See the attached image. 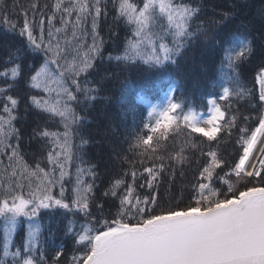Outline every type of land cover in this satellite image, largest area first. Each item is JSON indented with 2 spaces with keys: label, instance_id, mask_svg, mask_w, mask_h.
<instances>
[{
  "label": "snow or ice",
  "instance_id": "6c2138e0",
  "mask_svg": "<svg viewBox=\"0 0 264 264\" xmlns=\"http://www.w3.org/2000/svg\"><path fill=\"white\" fill-rule=\"evenodd\" d=\"M107 3L108 0H55L52 10L47 12L38 8L37 0H33L24 10V23L18 34L26 35L27 48L9 53L0 70V78L6 85L0 87V97L5 100L0 110V169L7 176V180L0 176V222L3 224L0 264H49L41 238L45 217L47 223L44 226L50 236L62 232L65 237L71 236L75 245L81 246L73 250L70 260L61 261L64 253L61 245L51 264H264V147L259 149V157L249 159L258 141L264 145V139H261L264 138V114L250 135L248 128H240L238 143L243 151L238 162L230 163L219 158L215 151L208 152L211 161L203 167L200 179L193 186L194 204L179 210L156 211L158 182L154 181L164 169L163 162L159 169L145 167L148 177L142 173L137 177L132 171L133 185H126L123 178L110 183L102 197L119 199L115 216L106 211L105 200H98L94 195L99 175L96 166L85 161L82 151L73 153L71 125L80 123L81 118L73 116L69 102H78L75 93L81 92L86 102L97 98L91 94L96 90L87 87V74L95 69L97 59H103V41L98 28L102 14L107 16ZM197 12L196 7L179 0H144L139 9L129 0H120L118 18H124L134 26V38L128 39L121 55H109L107 59L131 63L143 60L144 64L153 67L166 62L174 64V58L195 35L190 27ZM161 19L166 25L160 23ZM0 24L8 31L17 30L16 22L4 11H0ZM36 29L39 35L34 34ZM168 36L172 37L171 46L166 42ZM219 43L230 69L252 53L250 39L236 33L226 34ZM28 53H42L43 59L31 56L37 66L25 64ZM22 75H26L28 86L37 92L30 96L34 108L53 113L64 123L63 133H41L44 138H52L47 169L39 163L34 171L29 169L19 152L20 137L14 127L17 119L14 113L19 101L8 93ZM82 75L83 84L79 79ZM257 79L261 85L259 99L264 102V68ZM232 83L236 95L246 94L237 77H232ZM172 90L169 86L168 91ZM229 92V87L223 88L225 98ZM53 94L54 101L51 99ZM145 101L138 86L123 85L118 104L126 123L135 124V117ZM209 103L216 110V115L207 121L212 124L223 113L216 101ZM178 108L180 104L172 99L163 110L152 106L147 115L156 117V127L151 130L155 132L161 126L160 118L170 122L169 113ZM129 116L133 117L131 121L127 119ZM183 119L191 121L193 131L203 133L210 140L219 131L217 127L208 131L197 127L200 121L191 111ZM143 127L147 129L149 124L145 123ZM12 138L17 143H11ZM151 140L148 136L143 143L148 144ZM82 143L87 141L82 140ZM5 156L7 165L2 159ZM221 164L229 172L224 176L216 174L213 179L214 170ZM71 168L74 171H70ZM232 174L249 183V178L255 180L258 177L259 180L251 186L245 184L243 190L234 189ZM32 178H37L38 182L34 183ZM138 179H145L146 184H138ZM217 180L227 184L226 190L215 187ZM68 183L72 185L70 191L66 188ZM122 186L124 193L119 194L117 189ZM134 186L150 191L143 196L134 195ZM53 189L59 190L58 195L53 194ZM81 216L83 222L79 219ZM65 220L66 224L63 223ZM21 226L25 227L26 233L22 243L15 240Z\"/></svg>",
  "mask_w": 264,
  "mask_h": 264
},
{
  "label": "trees",
  "instance_id": "16d2710c",
  "mask_svg": "<svg viewBox=\"0 0 264 264\" xmlns=\"http://www.w3.org/2000/svg\"><path fill=\"white\" fill-rule=\"evenodd\" d=\"M32 2L33 0H0V11H4L17 25L16 32H11L0 24V70L9 53L27 48L26 35L20 36L18 33L24 23V10L28 9ZM179 2L198 9L190 27V31L195 35L174 58V64L166 62L153 67L144 64L143 60L131 63L107 59L109 55L113 57L121 55L128 39L134 38L132 35L134 26L129 25L124 18H118L120 0H115V4L113 0H108L107 16L102 14L98 28L103 41L101 49L103 59H97L95 69L87 74V87L96 90L91 94L97 98L86 102L81 92L75 93L79 97L78 102H69L73 116L81 118L80 123L71 125L73 153L82 151L85 161L96 166L99 179L94 195L98 200L101 198L105 200L106 211L113 216L119 209V199L102 197L110 183H114L117 178H123L126 185H133L132 171L136 172L137 177L141 173L148 177L144 168L159 169L161 162L164 169L159 171L154 181L158 182L155 194L159 205L156 211L169 208L179 210L190 203L194 204L193 186L197 179H200L199 173L203 167L211 161L208 152L215 151L219 158L230 163L238 162L243 151L241 144L238 143L240 128H248L250 135L251 131L258 127L259 118L264 113V102L259 99L260 86L257 82L258 74L264 68V0H179ZM54 3L55 0H37V7L50 12ZM129 3H133L139 9L143 7L144 0H129ZM45 4L48 8H44ZM29 15L31 16L30 12ZM160 23L166 25L163 19ZM88 26L90 27V22ZM230 33L250 39L252 48L251 55L237 61L234 69L228 67L225 52L219 43ZM34 34L39 35V30H34ZM166 42L171 46L172 37H166ZM31 56H39L41 61L43 59L42 53H28L24 63H31L33 67L37 65ZM233 76L238 78L246 94H235ZM79 79L83 84V75ZM68 83L70 86V82ZM125 83L138 86L146 99L153 103L160 101L161 93L168 85H174V101L180 104L179 110L182 114L188 111L206 112L208 101L217 100L223 88L229 87V96L217 100L223 111L219 131L215 138L210 140L204 134L188 128L186 122L179 118L175 124L153 132L150 127L147 129L143 127L148 116V110L143 105L139 115L135 117V124L126 123L118 104ZM0 87H6L2 78ZM8 94L19 101L14 113L17 117L14 127L19 132V152L24 163L33 171L38 163L47 169V155L52 138H44L41 133L43 131L63 133L64 123L59 116L34 108L30 96L36 95L37 92L28 86L26 75L18 79ZM51 99L53 101L56 99L55 94ZM4 102V97H0V110ZM127 119L131 121L133 117L129 116ZM149 134L152 140L144 144L143 140ZM82 140H86L87 143L83 144ZM11 143H17L15 138H12ZM2 159L4 165H7V157ZM3 171L0 169V176L7 180ZM7 171L10 172V169ZM70 171H74V168ZM226 172H229V169L221 164L220 168L214 170L213 179L216 178V174L224 176ZM32 179L34 183L38 182L37 178ZM249 180L256 183L259 178ZM137 183L146 184V181L138 179ZM231 183L234 189L240 190H243L245 184L251 186L249 181L235 178L234 174ZM71 187V183L66 184L69 191ZM215 187L224 191L227 184L217 180ZM58 191L53 189V194L58 195ZM117 191L123 194L124 187ZM148 191L150 190L146 187L141 189L134 186V195L143 196ZM24 194L27 195L26 189ZM92 211L95 214V208ZM79 219L83 222L82 216ZM46 223L45 217L41 238L49 264L61 245L64 248L61 261L70 260L73 250L81 246L75 245L71 236L65 237L62 232H56L54 237L50 236L44 226ZM63 223L66 224L67 221ZM2 228L3 224L0 222V244ZM25 234V227L21 226L15 240L22 243Z\"/></svg>",
  "mask_w": 264,
  "mask_h": 264
},
{
  "label": "rangeland",
  "instance_id": "374dc122",
  "mask_svg": "<svg viewBox=\"0 0 264 264\" xmlns=\"http://www.w3.org/2000/svg\"><path fill=\"white\" fill-rule=\"evenodd\" d=\"M257 82H258V85L260 86V89H261V85H260L258 79H257ZM168 89H169V87H168L167 90L164 92V94H163V101H162L161 103H151V102H149V101L146 100L145 103H143L142 105L145 106V107L148 109V111L151 110V107H152V106H156L159 110H163V108L168 104L169 99L172 98V91H173V90H172L171 92H169ZM172 89H173V88H172ZM219 111H220V110H219ZM221 113H222V112H221ZM207 114H208V115H207ZM207 114H205V115L196 114L197 118H198L199 121H200V123L197 124L196 126H197V127H204L205 130L208 131V128H209V130H210L211 128H213V127L216 125V122L219 121V120H221L222 116H221L220 118H218L217 120L213 121L212 124H209V123L207 122L209 119L212 118L213 115H216V110H215V108H213L212 104H210V107H209V110H208ZM263 114H264V113H263ZM169 115H170V117H172V119H171V121H170V122H172V121L174 120V118H173V116H171L170 113H169ZM206 115L209 116V117H207ZM160 121H162V122L165 123V124H167L166 122H169V121H164L162 118H160ZM154 122H155V121H154ZM154 122H153V124H154ZM188 122L191 124V121H188ZM160 123H161V122H160ZM169 124H171V123H169ZM258 142H259V141H258ZM258 142H257V144L253 147V150H252V153H251L250 156H249V159H251V156H252V154H253V152H254L256 146L258 145ZM258 155H259V154H258ZM246 167H247V162H246Z\"/></svg>",
  "mask_w": 264,
  "mask_h": 264
},
{
  "label": "bare ground",
  "instance_id": "6f19581e",
  "mask_svg": "<svg viewBox=\"0 0 264 264\" xmlns=\"http://www.w3.org/2000/svg\"><path fill=\"white\" fill-rule=\"evenodd\" d=\"M202 128H204V127H202ZM204 129H205V128H204ZM261 139H264V138H261ZM260 146H261V144L259 143V144H258V147L256 148V150H255L254 153H253L252 159H253V157H255V156L258 154L259 149H260ZM252 159H251V160H252Z\"/></svg>",
  "mask_w": 264,
  "mask_h": 264
}]
</instances>
